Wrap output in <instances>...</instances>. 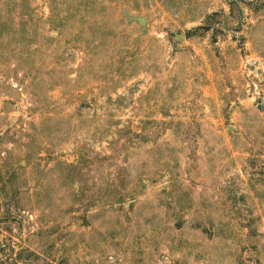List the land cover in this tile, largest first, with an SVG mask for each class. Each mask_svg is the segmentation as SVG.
<instances>
[{
  "label": "rangeland",
  "instance_id": "374dc122",
  "mask_svg": "<svg viewBox=\"0 0 264 264\" xmlns=\"http://www.w3.org/2000/svg\"><path fill=\"white\" fill-rule=\"evenodd\" d=\"M0 264H264V0H0Z\"/></svg>",
  "mask_w": 264,
  "mask_h": 264
}]
</instances>
